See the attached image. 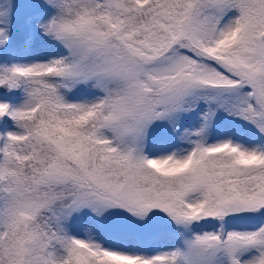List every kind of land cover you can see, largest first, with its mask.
I'll list each match as a JSON object with an SVG mask.
<instances>
[{
  "label": "snow or ice",
  "instance_id": "6c2138e0",
  "mask_svg": "<svg viewBox=\"0 0 264 264\" xmlns=\"http://www.w3.org/2000/svg\"><path fill=\"white\" fill-rule=\"evenodd\" d=\"M0 264H264V0H0Z\"/></svg>",
  "mask_w": 264,
  "mask_h": 264
}]
</instances>
